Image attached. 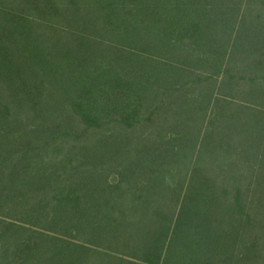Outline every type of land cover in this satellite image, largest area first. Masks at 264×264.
<instances>
[{
  "label": "trees",
  "instance_id": "1",
  "mask_svg": "<svg viewBox=\"0 0 264 264\" xmlns=\"http://www.w3.org/2000/svg\"><path fill=\"white\" fill-rule=\"evenodd\" d=\"M0 264H264V0H0Z\"/></svg>",
  "mask_w": 264,
  "mask_h": 264
}]
</instances>
